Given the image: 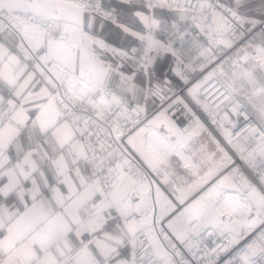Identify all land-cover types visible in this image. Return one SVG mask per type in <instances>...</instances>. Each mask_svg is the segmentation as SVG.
I'll use <instances>...</instances> for the list:
<instances>
[{
    "label": "snow or ice",
    "instance_id": "obj_1",
    "mask_svg": "<svg viewBox=\"0 0 264 264\" xmlns=\"http://www.w3.org/2000/svg\"><path fill=\"white\" fill-rule=\"evenodd\" d=\"M0 264H264V0H0Z\"/></svg>",
    "mask_w": 264,
    "mask_h": 264
}]
</instances>
